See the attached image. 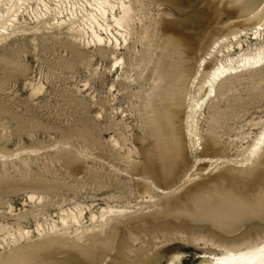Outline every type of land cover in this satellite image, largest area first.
Returning <instances> with one entry per match:
<instances>
[{
	"label": "rangeland",
	"instance_id": "374dc122",
	"mask_svg": "<svg viewBox=\"0 0 264 264\" xmlns=\"http://www.w3.org/2000/svg\"><path fill=\"white\" fill-rule=\"evenodd\" d=\"M85 1L61 0L62 16L73 10L80 15ZM28 4L24 18L31 29L0 42V259L20 251L37 263L87 264L82 251L117 226V249L108 251L103 264H171L176 253L197 264L205 246L187 236L221 237L216 218L232 211L234 200L252 206L264 194V170L255 176L245 162L264 122V65L225 81L204 105L198 117L203 149L187 137L184 166L170 177L160 168L138 78L148 44H156L161 29L186 37L193 57L218 32L248 28L250 21L235 10L234 0L133 3L135 21L116 54L123 60L112 67L109 48L76 39L66 28H33L41 7L37 0ZM253 35L248 33V41L254 47L260 40ZM38 85L43 89L36 92ZM108 206L127 208V214L106 215L101 230L90 215ZM76 207L84 211L83 226H97L82 240L60 225L62 211ZM145 221L156 225L126 229ZM241 222L254 234L251 225L262 220L250 215ZM159 225L171 240L165 241ZM18 228L29 234L21 237ZM157 251L162 259L153 258Z\"/></svg>",
	"mask_w": 264,
	"mask_h": 264
},
{
	"label": "bare ground",
	"instance_id": "6f19581e",
	"mask_svg": "<svg viewBox=\"0 0 264 264\" xmlns=\"http://www.w3.org/2000/svg\"><path fill=\"white\" fill-rule=\"evenodd\" d=\"M4 1L0 0V42L16 32L31 29L24 18L27 8L23 7L29 5L30 0H8V3ZM149 1L154 5L173 6L178 0ZM60 3L61 0L52 5L46 0H37V5L41 8L38 7L40 10L36 13L33 28H66L76 39L85 40L87 44L103 50L109 48L114 59L112 67L120 64L123 59L116 54L121 50L120 39L127 41L126 35L130 33L135 21L136 10L133 3L136 7H142L144 0H133V3L128 0H86L80 15L73 10L63 16ZM234 3L235 10L250 21L248 28L218 32L193 57L190 55L193 51L189 48L188 39L172 28L161 29L156 44H148L147 57L143 60L144 69L138 78L139 87L144 93L141 105L150 127V135L157 144L160 168L169 177L179 174L184 166L187 137L195 148L203 149L198 117L204 105L217 97L225 81L243 70L264 65V42H261L264 37V0H234ZM22 9L24 11L21 12ZM142 31L145 34L151 33L150 28H142ZM249 32H253L254 39L260 40L254 47L248 41ZM144 84L147 85L146 89H143ZM42 89L43 85L34 87L36 92ZM217 121L214 120L215 124ZM216 146L217 142L213 140L211 149L214 153L218 152L214 149ZM206 159L208 158H204ZM245 162H251L249 171L255 173V176L264 170V122L261 131L248 148ZM28 197L32 201L35 194L30 193ZM232 203V211L223 213L220 220H215V224L223 230L224 234L219 233L221 237L206 239L194 232L187 236V240L202 241L205 246L197 264H264V194L252 206L238 199ZM126 209L100 207L99 214L91 213L90 221H99V229L104 230L109 222L105 219L106 215H126ZM62 212V229L65 233L72 229L71 233L76 234L80 240L84 233L97 227L94 224L91 227L82 225L84 211L79 207L75 211L69 209ZM250 215L262 220L251 225L254 234H251L248 227L241 225V221ZM153 225L156 224L134 222L127 225L126 229H142ZM55 227L57 226L54 225L53 228ZM111 228L106 232L104 241L95 244L92 250L82 251L87 264H103V259L108 257V251L117 249L122 230L117 226ZM163 228L165 227L160 226L159 231L164 232ZM36 230L39 231V227ZM18 232L21 237L29 234V230L22 228H18ZM164 238L165 241L171 240V233L165 231ZM17 241L18 239L15 240ZM153 258L162 259L161 253L157 251ZM35 259L32 254L17 251L1 258L0 264H63L61 260L37 263ZM170 261L171 264H188L181 253L174 254Z\"/></svg>",
	"mask_w": 264,
	"mask_h": 264
}]
</instances>
